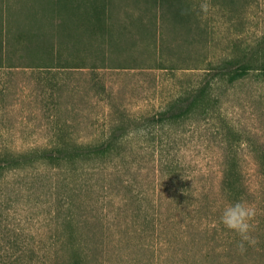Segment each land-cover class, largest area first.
Listing matches in <instances>:
<instances>
[{
  "label": "rangeland",
  "instance_id": "obj_1",
  "mask_svg": "<svg viewBox=\"0 0 264 264\" xmlns=\"http://www.w3.org/2000/svg\"><path fill=\"white\" fill-rule=\"evenodd\" d=\"M66 1L0 0V151L124 133L128 156L83 179L47 169L10 178L0 200L1 254L22 255V264H264V193L242 204L227 195L220 118L159 119L204 83L206 60L264 47V0H176L182 23L160 20L155 0H98L108 10L103 27L86 12L93 0ZM219 92L222 116L246 140L239 150L255 189L264 83L250 76Z\"/></svg>",
  "mask_w": 264,
  "mask_h": 264
},
{
  "label": "trees",
  "instance_id": "obj_2",
  "mask_svg": "<svg viewBox=\"0 0 264 264\" xmlns=\"http://www.w3.org/2000/svg\"><path fill=\"white\" fill-rule=\"evenodd\" d=\"M98 0H93L90 6L87 1H78L79 7L86 6V12L92 16V19L99 27L106 26L108 19L106 18V3L97 4ZM176 0H155V4L159 5L161 18H170L174 22L182 23L186 21V17L180 16L175 4ZM67 4L66 0H57V4ZM158 13L154 16V20H158ZM0 50H7L6 41L0 42ZM261 52V53H260ZM6 59H0V67L4 65ZM205 62V61H204ZM203 67L206 70V78L202 85L193 88L183 99L178 98L170 101L169 104L159 112V119L168 125H180L196 120L211 121L220 118L221 123L217 128L224 134L225 152L221 155L220 179L222 185L227 190L231 201L243 203L245 196L249 194L264 193V153L258 151V148L252 154L258 175H262L263 179L255 189H251V185L246 183V171L243 164L244 154L240 152V146L246 140L234 130V126L230 125L228 120L222 116V98L219 89L223 86L231 87L236 83L254 76L258 82L264 83V47L257 49L252 53H244L241 56H232L222 60H206ZM225 131V132H224ZM128 139L124 133L113 134L109 137L98 141H72L59 140L53 144L43 147H36L24 152L0 151V200L5 194L4 188L8 185L10 178L23 175L24 173L35 172L32 174H41L42 171H55L57 175L62 173H70L83 179L93 171L117 168L122 161L128 156L123 152V148L127 145ZM246 144V143H245ZM125 162V161H124ZM98 169V170H94ZM66 178V177H65ZM68 178V177H67ZM51 179V178H50ZM66 182V181H65ZM64 181L62 183H65ZM53 180L50 188L55 185ZM67 187L73 190L72 182H66ZM261 187V188H260ZM251 191V192H249ZM20 189L16 193H20ZM21 194V193H20ZM77 194V193H76ZM250 196V195H249ZM69 211L75 205V199L66 196ZM263 212H264V206ZM2 209H0V223L2 221ZM258 209L256 213L259 211ZM66 225L70 224L69 240L75 236V213H68ZM264 225V215L260 216L259 223ZM16 241L18 236L14 237ZM72 241V240H71ZM22 255L12 259L8 254H1L0 264H22ZM74 264H81L77 257Z\"/></svg>",
  "mask_w": 264,
  "mask_h": 264
}]
</instances>
